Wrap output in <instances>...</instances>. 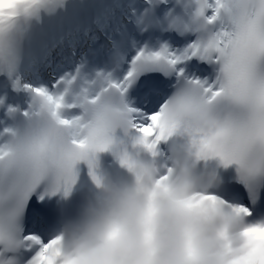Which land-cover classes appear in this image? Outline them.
Segmentation results:
<instances>
[{"label": "clouds", "instance_id": "9594fccd", "mask_svg": "<svg viewBox=\"0 0 264 264\" xmlns=\"http://www.w3.org/2000/svg\"><path fill=\"white\" fill-rule=\"evenodd\" d=\"M63 3L4 0L0 11L14 13L7 20L12 33L38 10ZM177 3L190 5L191 0ZM207 27L201 35H207ZM88 81L71 87L65 102L75 100L80 106L62 114L67 119L78 115L91 127L56 123L41 98L32 96L20 113L22 123L0 130V150L5 152L40 138L64 152L75 148L74 139L98 128L109 144L89 154L91 169L98 154L107 151L124 173L115 179L94 174L95 191L83 196L77 215L64 220L50 238L51 264H264V218L250 221V211H236L220 195V168L234 166L240 175L242 166L222 162L219 153L227 142L213 135L202 111L170 102L161 116L163 137L145 138L133 130L122 94L96 75ZM81 87L87 96L97 97L95 102L76 99ZM20 247L21 242L12 247L6 236L0 237V264H19Z\"/></svg>", "mask_w": 264, "mask_h": 264}, {"label": "snow or ice", "instance_id": "6c2138e0", "mask_svg": "<svg viewBox=\"0 0 264 264\" xmlns=\"http://www.w3.org/2000/svg\"><path fill=\"white\" fill-rule=\"evenodd\" d=\"M32 3L40 6L44 0ZM187 7L189 19H174L170 27H177L182 34L193 33L194 40L180 41L178 48L166 43L155 50L140 48L126 72L114 69L117 76L111 72L96 76L122 94L133 130L145 138L163 137L161 116L170 102L199 108L213 135L227 142L226 150L219 153L222 162L240 164L239 178L248 186L264 178V0H191ZM13 15L0 11V61H6L9 70L7 20ZM206 26L207 35H201ZM81 79L77 67L74 73L54 80L51 87L24 84L23 88L41 98L56 123L91 127L78 115L67 119L62 114V110L80 106L75 100L66 103L65 96ZM89 82L82 80V84ZM16 86H20L19 81ZM86 93L81 87L76 99L95 102L97 97ZM72 144L73 150L61 152L47 147L40 138L15 150H0V237L6 236L12 247L22 243L19 264H51L54 242L49 238L45 198L60 191L67 195L76 179L77 163L85 160L91 169L89 154L106 150L109 141L98 128H92ZM220 195L227 201L239 200L233 203L236 211H250L239 190L226 187Z\"/></svg>", "mask_w": 264, "mask_h": 264}, {"label": "bare ground", "instance_id": "6f19581e", "mask_svg": "<svg viewBox=\"0 0 264 264\" xmlns=\"http://www.w3.org/2000/svg\"><path fill=\"white\" fill-rule=\"evenodd\" d=\"M70 7H71V5L67 6V8H70ZM45 13H46V11H45ZM46 22L47 21L45 20V21H42L40 23H41L42 26H46ZM37 47H38L37 45H35V47H34V44H33V48H31V49H34L35 50V49H37ZM0 69H1V66H0Z\"/></svg>", "mask_w": 264, "mask_h": 264}]
</instances>
